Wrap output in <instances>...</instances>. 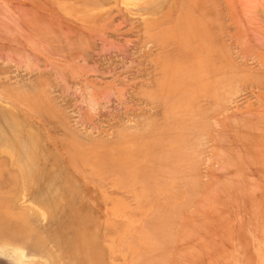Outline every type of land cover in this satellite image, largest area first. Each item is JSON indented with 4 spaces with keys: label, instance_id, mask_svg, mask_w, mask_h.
Instances as JSON below:
<instances>
[{
    "label": "rangeland",
    "instance_id": "obj_1",
    "mask_svg": "<svg viewBox=\"0 0 264 264\" xmlns=\"http://www.w3.org/2000/svg\"><path fill=\"white\" fill-rule=\"evenodd\" d=\"M2 201L0 264H264V0H0Z\"/></svg>",
    "mask_w": 264,
    "mask_h": 264
},
{
    "label": "bare ground",
    "instance_id": "obj_2",
    "mask_svg": "<svg viewBox=\"0 0 264 264\" xmlns=\"http://www.w3.org/2000/svg\"><path fill=\"white\" fill-rule=\"evenodd\" d=\"M189 1H190V0H189ZM185 2H186V0H185ZM196 3H197V2H196ZM189 5H190V4H189ZM193 7H194V6H193ZM194 8H195V7H194ZM218 10H219V9H218ZM200 15H201V14H200ZM207 15H208V14H207ZM197 16H198V15H197ZM200 17H201V16H200ZM204 17H205V16H204ZM221 17H222V16H221ZM184 18H186V16H185ZM205 18H207V17H205ZM217 18H218V17H217ZM222 18H223V17H222ZM202 19H204V18H202ZM208 19H209V18H208ZM208 19H206V20H208ZM179 21H181V20H179ZM195 21H196V20H195ZM198 21H199V20H198ZM185 22H186V20H185ZM199 22H200V21H199ZM203 22H204V21H203ZM206 22H207V21H206ZM193 23H194V22H193ZM201 23H202V22H201ZM206 25H208V24H206ZM198 26H199V25H198ZM206 29H207V26H206ZM199 30H200V29H199ZM204 31H205V30H204ZM206 34H207V33H206ZM219 36H220V35H219ZM206 37H207V36H206ZM191 39H192V38H191ZM204 41H205V40H204ZM209 42H211V41H208V43H209ZM209 44H210V43H209ZM211 44H212V42H211ZM210 46H213V45H210ZM217 47H218V46H217ZM165 50H166V49H165ZM180 51H181V50H180ZM213 52H214V51H213ZM216 52H217V51H216ZM216 52H215V53H216ZM185 53H186V52H185ZM205 53H206V52H205ZM210 53H211V52H210ZM186 54H187V53H186ZM191 54H192V53H190V56H191ZM172 55H173V54H172ZM192 55H193V54H192ZM194 55H195V53H194ZM204 55H205V54H204ZM213 55H214V54H213ZM213 55H212V56H213ZM217 55H218V54H217ZM175 56H176V55H175ZM186 56H187V55H186ZM202 56H203V55H202ZM127 57H128V56H127ZM184 57H185V56H184ZM188 57H189V56H188ZM218 57H219V56H218ZM174 58H175V57H174ZM174 58H173V59H174ZM189 58H191V57H189ZM203 58H204V57H203ZM206 58H208V57H206ZM175 59H176V58H175ZM187 59H188V58H187ZM192 59H193V58H192ZM211 59H212V58H211ZM220 59H221V58H220ZM221 60H222V59H221ZM87 61H88V60H87ZM134 61H135V60H134ZM170 61H171V60H170ZM183 61H184V59H183ZM212 61H213V59H212ZM94 64H95V63H94ZM217 64H218V62H217ZM198 65H200V64H198ZM212 65H213V64H212ZM218 66H219V65H218ZM218 66H217V67H218ZM199 67H200V66H199ZM217 67H216V69H217ZM182 68H183V67H182ZM185 68H186V67H185ZM197 68H198V67H197ZM203 68H204V67H202L201 69H203ZM186 69H187V68H186ZM213 69H214V68H213ZM111 70H112V68H111ZM179 70H180V69H179ZM217 70H219V69H217ZM217 70L214 69L215 72H216ZM177 71H178V70H177ZM187 71H188V70H187ZM113 72H114V71H113ZM178 72H179V71H178ZM183 72H184V71H183ZM205 72H207V71H205ZM97 73H98V72H97ZM185 73H187V72H185ZM195 73H196V72H195ZM202 73H203V71H202ZM212 73H213V71H212ZM90 74H91V73H90ZM200 74H201V73H200ZM205 75H206V74H205ZM205 75H204V76H205ZM207 75H208V74H207ZM215 75H216V74H215ZM215 75H214V76H215ZM176 76H177V75H176ZM197 76H198V75H197ZM212 76H213V75H212ZM193 77L195 78V76H193ZM217 77H218V76H217ZM89 79H90V78H89ZM211 79H212V78H211ZM216 80H217V79H216ZM92 81H93V80H92ZM175 81H176V80H175ZM115 82H116V81H115ZM181 82H182V81H181ZM194 82H196V81H194ZM206 82H207V81H206ZM208 83H209V82H208ZM184 84H185V83H184ZM186 84H187V83H186ZM188 84H190V83H188ZM204 84H205V83H204ZM198 85H199V84H198ZM200 85H201V84H200ZM216 85H217V84H216ZM216 85H214V86H216ZM174 86H175V85H174ZM182 86H183V85H182ZM203 86H204V85H203ZM185 87H186V86H185ZM169 88H171V86H170ZM187 88H188V87H187ZM177 89H180V88H177ZM184 89H185V88H184ZM191 89H192V88H191ZM191 89H190V90H191ZM194 89H196V88H194ZM99 90H100V89H99ZM182 90H183V89H182ZM185 90H186V89H185ZM190 90H189V91H190ZM198 90H199V89H198ZM205 90H206V87H205ZM207 90H209V89L207 88ZM207 90H206V91H207ZM196 91H197V90H196ZM196 91H195V92H196ZM171 92H172V91H171ZM178 92H179V91H178ZM193 92H194V91H193ZM197 92H198V91H197ZM199 92H200V91H199ZM152 93H153V92H152ZM160 93H161V92H160ZM202 93H204V92H202ZM206 93H207V92H206ZM179 94H180V92H179ZM204 94H205V93H204ZM204 94H203V95H204ZM106 95H107V94H106ZM160 96H161V95H160ZM100 97H101V96H100ZM199 97H200V96H199ZM159 98H161V97H159ZM178 98H180V97H178ZM191 98H192V97H191ZM188 99H189V98H187L186 101H187ZM197 99H200V98H197ZM121 100H122V99H121ZM194 100H195V99H194ZM183 101H184V100H183ZM186 101H185V102H186ZM188 101H189V100H188ZM188 101H187V102H188ZM191 101H192V100H191ZM196 101H198V100H196ZM178 102H179V101H178ZM193 102H194V101H193ZM180 103H181V102H180ZM189 103H190V102H189ZM183 104H184V102H183ZM187 104H188V103H187ZM197 104H198V102H197ZM199 104H200V103H199ZM199 104H198V105H199ZM191 105H192V104H191ZM170 107H171V106H170ZM180 107H182V106H180ZM188 107H189V106H188ZM191 107H193V105H192ZM168 108H169V107H168ZM186 108H187V107H186ZM186 108H185V109H186ZM200 108H201V107H200ZM189 110H190V109H189ZM198 110H199V109H198ZM210 110H212V109H210ZM210 110H208V111H210ZM187 111H188V110H187ZM195 111H196V110H195ZM204 111H205V110H204ZM204 111H201L202 114H203ZM217 111H218V110H217ZM219 111H220V110H219ZM181 112H182V110H181ZM199 112H200V111H199ZM201 112H200V113H201ZM210 112H211V111H210ZM183 113H184V112H183ZM195 113H196V112H195ZM205 113H206V112H205ZM205 113L202 115L203 117H204ZM184 114H185V113H184ZM222 114H223V113H222ZM189 115H190V114H189ZM189 115H188V116H189ZM193 116H195V115L193 114ZM200 117H201V116H200ZM222 117H223V116H222ZM222 117H221V118H222ZM187 118H189V117H187ZM190 118H191V117H190ZM194 118H195V117H194ZM205 118H207V117H205ZM181 119H183V118H181ZM195 119H196V118H195ZM198 119H199V118H198ZM203 119H204V118H203ZM186 120H187V119H186ZM184 121H185V120H183V122H184ZM174 122H175V121H174ZM180 122H181V121H180ZM186 122H187V121H186ZM189 122H191V121H188L187 123H189ZM203 123H204V122H203ZM216 123H217V122H216ZM184 124H185V123H184ZM217 124H218V123H217ZM197 125H198V124H197ZM199 125H200V127L202 128L201 124H199ZM204 125L206 126V124H204ZM188 127H191V126H188ZM206 128H207V127H206ZM218 128H220V127H218ZM223 128H224V127H223ZM197 129H198V128H197ZM169 130H171V129H169ZM192 130H193V128H192ZM221 130H222V129H221ZM221 130H220V131H221ZM201 131H202V130H201ZM199 132H200V131H199ZM191 133H192V131H191ZM191 133H190L189 135H191ZM201 133H203V132H201ZM163 134H164V133H163ZM182 135H184V133H183ZM182 135H181V136H182ZM194 135H196V134H194ZM198 135L200 136V134H198ZM156 136H158V135H156ZM165 136H166V135H165ZM129 137H131V136H129ZM177 137H178V136H177ZM191 137H192V136H191ZM29 138H30V137H29ZM146 138H147V137H146ZM158 138H159V137H158ZM158 138H157L156 140H158ZM165 138H166V137H165ZM204 138H205V137H204ZM20 139H21V138H20ZM127 139H128V138H127ZM147 139H148V138H147ZM153 139H154V138H153ZM160 139H161V138H160ZM192 139H194V137H193ZM200 139H201V138H200ZM22 140H23V139H22ZM32 140H33V139H32ZM140 140H141V139H140ZM142 140H143V139H142ZM149 140H150V142L152 143V141H151L150 138H149ZM174 140H175V138H174ZM121 141H122V140H121ZM129 141H130V139H129ZM194 141H195V140H194ZM24 142H25V141H24ZM30 142H31V139H30ZM138 142H140V141H138ZM146 142H148V141H146ZM32 143H34V142L32 141ZM158 143H159V142H158ZM185 143H186V142H185ZM78 144H79V143H78ZM137 144H138V143H137ZM139 144H141V143H139ZM32 145H33V144H32ZM122 145H123V144H122ZM146 145H148V144H146ZM177 145H178V144H177ZM125 146H126V145H125ZM131 146H135V145H132V144H131ZM142 146H143V145H142ZM172 146H173V145H172ZM144 147H145V146H144ZM144 147H143V148H144ZM151 147H152V145H151ZM174 147H175V146H174ZM188 147H189V146H188ZM2 148H3L4 151H6V152H8V153H11V152H12V150L9 149L10 147L7 146L6 144L3 145ZM88 148H89V147H88ZM92 148H93V147H92ZM143 148H142V149H143ZM157 148H158V147L155 146V149H157ZM130 149H131V147H130ZM132 149H133V148H132ZM166 149H167V148H166ZM130 151H131V150H130ZM145 151H146V150H145ZM147 151H148V150H147ZM78 152H79V151H76V154H78ZM118 152H119V153H122L121 151H118ZM131 152H132V151H131ZM134 152H135V151H134ZM143 152H144V151H143ZM184 152H185V151H184ZM89 154H90V152H89ZM99 154H101V153H99ZM122 154H124V152H123ZM132 154H133V153H132ZM143 154H144V153H143ZM103 156H104V155H103ZM110 156H112V154H110ZM177 156H178V155H177ZM88 157H89V155H88ZM90 157H91V156H90ZM90 157H89V158H90ZM105 157H106V156H105ZM91 158H92V157H91ZM91 158H90V159H91ZM131 158H132V157H131ZM128 159H129V158H128ZM175 159H176V158H175ZM91 160H92V159H91ZM96 160H97V159H96ZM113 160H114V159H112V161H113ZM134 160H136V159H134ZM176 160H177V159H176ZM125 161H126V160H125ZM125 161H124V162H125ZM99 162H100V161H99ZM109 162H110V161H109ZM131 162H133V161H131ZM146 162H147V161H145V163H146ZM116 163H117V162H116ZM129 163H130V162H129ZM150 163H151V162H150ZM17 164H18V163H17ZM122 164H123V163H122ZM131 164H132V163H131ZM133 164H134V163H133ZM139 164H140V163H139ZM146 164H147V163H146ZM19 165H20V170L22 171L21 173H19V175L21 174V175L23 176V173L26 174V171L23 170V165H22V164L19 163ZM111 165H112V164H111ZM116 165H118V164H116ZM137 165H138V164H137ZM149 165H151V164H149ZM118 166H119V165H118ZM131 166H132V165H131ZM131 166H130V167H131ZM31 167H33V166H31ZM157 167H158V166H157ZM159 168H160V167H159ZM31 169H32V168H31ZM152 169H153V168H152ZM20 170H19V171H20ZM138 170H139V169H138ZM168 176H169V175H168ZM167 180H169V179H167ZM21 181H22V180H21ZM160 181H162V180H160ZM22 182H23V181H22ZM166 183H167V182H166ZM160 185H161V184H160ZM136 189H137V188H136ZM134 190H135V189H134ZM129 192H130V191H129ZM162 196H163V195H162ZM5 200H6V198H5ZM5 202H6V201H2L0 204H1L2 206H4ZM1 205H0V206H1ZM160 205H161V204H160ZM41 206H42V205H41ZM156 206H157V205H156ZM159 207H160V206H159ZM154 208L156 209V207H154ZM157 208H158V207H157ZM144 211H145V210H144ZM140 213H141V212H140ZM4 214H5V212H4V213H1L0 217H1L2 215H4ZM15 214H16V213H15ZM17 215H18V214H16V216H17ZM22 216H23V215H22ZM22 216H21V217H22ZM24 216H25L24 218L26 219V215H24ZM4 217H5V219H8V218L10 217V218L13 219V221L16 219L15 215H13V216H9V215L7 214V215H4ZM21 217L19 216L18 220H19ZM10 218H9V219H10ZM22 219H23V218H22ZM16 220H17V219H16ZM16 220H15L14 222H17ZM19 221H20V220H19ZM1 222H2V221H1ZM22 222H23V221H22ZM24 222H25V221H24ZM24 224H25V223H24ZM26 224H27V222H26ZM18 225L21 226L22 223H21V224L14 223L12 226H9V225H8V227H4V226L1 225L2 227L0 228V234H3V233H4L5 236H6L7 238L10 239V238H12V237L14 236V234L17 233L15 228H16ZM26 226H27V225H26ZM15 232H16V233H15ZM86 244H87V243H86ZM83 245H84V244H83ZM139 245H140V244H139ZM140 246H141V245H140ZM144 249H145V248H144ZM144 249H143V250H144ZM87 250H88L87 248L84 249V251H86V252H87ZM143 250L141 249V251H143ZM127 251H128V250H127ZM21 255H22V254H21ZM21 255H20V256H21ZM57 256H58V255H57ZM60 256H61V255H60ZM60 256H59V257H60ZM136 256H137V254H136ZM21 257L25 258L23 255H22ZM61 257H62V256H61ZM19 258H20V257H19ZM23 258H22V259H23ZM63 258H64V257H63ZM63 258H62V259H63ZM134 258H135V257H134ZM70 259H71V258H70ZM63 260H64V259H63ZM19 261H21V260H19ZM25 261H26V263H28L27 260H25ZM21 262H24V260L21 261ZM24 263H25V262H24ZM30 264H31V263H30Z\"/></svg>",
    "mask_w": 264,
    "mask_h": 264
}]
</instances>
